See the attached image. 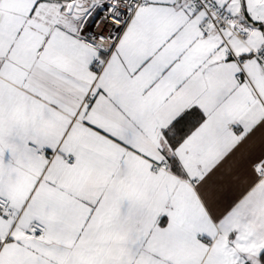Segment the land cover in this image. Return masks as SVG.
Masks as SVG:
<instances>
[{
  "label": "snow or ice",
  "instance_id": "obj_1",
  "mask_svg": "<svg viewBox=\"0 0 264 264\" xmlns=\"http://www.w3.org/2000/svg\"><path fill=\"white\" fill-rule=\"evenodd\" d=\"M0 264H264V0H0Z\"/></svg>",
  "mask_w": 264,
  "mask_h": 264
}]
</instances>
